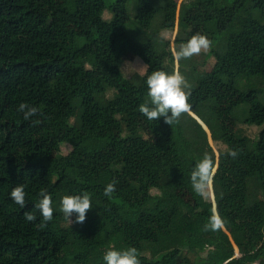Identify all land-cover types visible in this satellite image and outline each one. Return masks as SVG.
<instances>
[{
	"label": "trees",
	"instance_id": "trees-1",
	"mask_svg": "<svg viewBox=\"0 0 264 264\" xmlns=\"http://www.w3.org/2000/svg\"><path fill=\"white\" fill-rule=\"evenodd\" d=\"M178 6L176 0H0V264H106L109 248L129 247L137 249L139 264H176L185 252L206 250L205 264H264V127L258 138L231 128L264 125V0ZM177 19V50L205 35L212 46L205 62H215L211 70L193 65L187 72L181 59L190 108L171 124L150 121L140 111L149 100L146 79L154 69L175 72L176 52L162 32ZM125 51L144 61L145 74L124 75ZM22 102L39 108L30 120L17 111ZM209 136L241 156L239 167L213 175L224 225L215 230L207 226L213 208L178 193L203 198L191 175L205 156L215 166ZM113 141V158L94 168ZM48 146L70 149L54 158ZM18 185L26 192L23 208L10 196ZM252 186L261 198L251 197ZM41 192L53 200L50 221L37 207ZM80 193L93 206L83 223L70 222L61 200ZM26 213L36 220L27 221Z\"/></svg>",
	"mask_w": 264,
	"mask_h": 264
},
{
	"label": "clouds",
	"instance_id": "clouds-1",
	"mask_svg": "<svg viewBox=\"0 0 264 264\" xmlns=\"http://www.w3.org/2000/svg\"><path fill=\"white\" fill-rule=\"evenodd\" d=\"M210 46L211 41L207 36L194 35L190 40L180 45L176 57L177 59H187L202 50L209 49ZM146 85L149 100L140 106V111L148 120H158L163 117L167 124H171L181 113L189 110L190 85L180 72L153 71L147 76ZM17 111L22 112L23 119L27 121L38 113L39 108L22 102L19 104ZM229 154L235 156L236 152L232 151ZM214 172L213 162L207 156L201 159L193 169L191 175L192 188L201 197L207 196ZM114 191L115 182L113 181L105 187L104 195L106 197L110 196ZM10 196L21 208L25 206L26 192L23 185L16 186L11 191ZM40 196L37 207L43 220L50 221L54 212L52 197L46 192H41ZM92 206V198L87 193L71 194L62 198L60 210L70 222H72V217L75 216V222L83 223L88 210ZM25 218L29 222L36 220V216L30 213H26ZM207 226L215 230L222 228L224 225L219 215L214 213L210 217ZM103 260L106 264H139L138 252L135 247L126 249L109 248L104 254Z\"/></svg>",
	"mask_w": 264,
	"mask_h": 264
},
{
	"label": "rangeland",
	"instance_id": "rangeland-1",
	"mask_svg": "<svg viewBox=\"0 0 264 264\" xmlns=\"http://www.w3.org/2000/svg\"><path fill=\"white\" fill-rule=\"evenodd\" d=\"M178 3V8L180 7L181 3L186 2L187 4H192L194 3V0H176ZM59 5V4H58ZM110 13H105V17L106 18H110ZM70 29H72V31L74 30V28L71 26ZM179 32V26H178V19L176 21V26L173 30L171 31H163L162 35L164 37H166L167 39H169L171 41V47L172 49L177 53L178 52V47L175 43V39L178 35ZM212 46L209 47V49L207 50H202L200 53L193 55L190 58L185 59V65L183 66V70L189 72L190 71V67L195 65L197 67L198 72H202L203 70H211L215 59L211 58L209 61L205 62L207 60V53L211 50ZM124 63L122 66V70L125 76L127 77H135L137 74L143 75L147 72L148 70V66L144 63V61L139 58L138 56L134 55L133 53L129 52V51H125L124 52ZM177 59V57H176ZM180 60L181 59H177L176 60V64H175V72H180ZM152 71H155L152 70ZM185 72L184 77L186 78L189 74ZM115 90L114 89H110L108 91V96H112L114 94ZM224 105V103H223ZM53 116L51 117V120H53ZM263 126H258V125H245V124H231V128L232 130L238 134V135H247L250 136L252 138H258L259 137V132L262 130ZM111 133L113 136H116L118 134V127L117 126H112L111 127ZM142 134L144 137L149 138L151 140H154V136L152 135L151 132H149L148 129L143 128L142 129ZM209 143L212 146L215 155H216V163H215V172L218 169L221 170H231L234 169L235 167H239L240 163H241V156L239 155V153L236 152L235 156L230 155L227 151V146L221 142H216L214 141L210 136H209ZM69 147L68 146H63L62 150L59 151L57 148H55L54 146H48L47 148V153L49 156L54 157V158H58L60 157L61 154H67L69 151ZM117 151V147L114 144V141L112 142L111 147L107 150L101 153L100 155V163L97 165H94V168H101L104 166V164L107 161H110L113 158L114 153ZM91 165H89V167L91 168ZM214 172V173H215ZM250 191H251V197L252 198H261V193L259 190H257L256 188H254L253 186L250 187ZM178 193L183 196L186 200L191 201L193 203H200L202 206L205 207H212L215 208L216 205V199H215V194L212 188V184L208 189V194L206 197L201 198L200 200H195L192 198V196L189 194V192L185 189H178ZM75 220L74 216L72 217V222ZM235 256L236 257H240V253L238 248L235 246ZM207 257V250L201 253H193V252H185L183 253V257L182 259H180L178 261V263L176 264H183V259L186 258L188 259L186 262V264H205V259Z\"/></svg>",
	"mask_w": 264,
	"mask_h": 264
},
{
	"label": "water",
	"instance_id": "water-1",
	"mask_svg": "<svg viewBox=\"0 0 264 264\" xmlns=\"http://www.w3.org/2000/svg\"><path fill=\"white\" fill-rule=\"evenodd\" d=\"M215 174V173H214ZM214 212L217 214V209H216V205L215 208H213Z\"/></svg>",
	"mask_w": 264,
	"mask_h": 264
}]
</instances>
